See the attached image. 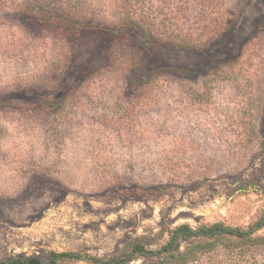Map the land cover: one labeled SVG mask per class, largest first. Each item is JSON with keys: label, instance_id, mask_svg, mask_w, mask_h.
<instances>
[{"label": "rangeland", "instance_id": "obj_1", "mask_svg": "<svg viewBox=\"0 0 264 264\" xmlns=\"http://www.w3.org/2000/svg\"><path fill=\"white\" fill-rule=\"evenodd\" d=\"M263 214L264 0H0V262ZM129 264H264V227Z\"/></svg>", "mask_w": 264, "mask_h": 264}, {"label": "trees", "instance_id": "obj_2", "mask_svg": "<svg viewBox=\"0 0 264 264\" xmlns=\"http://www.w3.org/2000/svg\"><path fill=\"white\" fill-rule=\"evenodd\" d=\"M44 18L38 19L39 23H46L51 25L54 31V36L64 39H75L76 35L83 28V24L77 20H71L58 16H43ZM74 33V34H73ZM54 101H47L45 106L51 111L52 108H56L58 104L51 103ZM57 103V102H56ZM44 106V107H45ZM264 227V214L260 219L247 230L239 228H231L221 223H214L210 226H201L193 229L188 224H180L174 227L168 234V240L159 249L152 251L146 250L138 243L132 245L130 252L123 258H109L98 259L90 257L86 254H77L73 252H61V253H48L47 261H43L38 257H25L14 258L9 261L0 262V264H58L63 260H85L90 264H129L137 258H157L163 261H172L178 255L180 247L183 243H190L196 241H209L220 239L222 237H237L247 238L254 231L262 229Z\"/></svg>", "mask_w": 264, "mask_h": 264}]
</instances>
